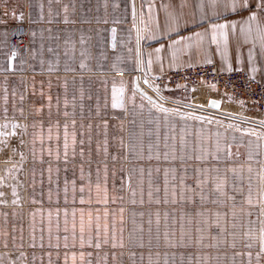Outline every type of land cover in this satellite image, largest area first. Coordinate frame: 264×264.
Instances as JSON below:
<instances>
[{
  "label": "crops",
  "instance_id": "obj_1",
  "mask_svg": "<svg viewBox=\"0 0 264 264\" xmlns=\"http://www.w3.org/2000/svg\"><path fill=\"white\" fill-rule=\"evenodd\" d=\"M244 2L138 0V24L136 0H0V119L28 137L37 264H264V130L162 111L122 75L215 61L264 81V0Z\"/></svg>",
  "mask_w": 264,
  "mask_h": 264
},
{
  "label": "built area",
  "instance_id": "obj_2",
  "mask_svg": "<svg viewBox=\"0 0 264 264\" xmlns=\"http://www.w3.org/2000/svg\"><path fill=\"white\" fill-rule=\"evenodd\" d=\"M135 14L139 24L138 0ZM30 43L27 26L17 25L10 38L11 51L27 57ZM122 75L135 80L134 93L157 109L212 122H238L264 130V81L243 70H222L212 61L153 76L138 62L133 71ZM212 99L221 101V107L211 106ZM225 105L230 109H224Z\"/></svg>",
  "mask_w": 264,
  "mask_h": 264
},
{
  "label": "rangeland",
  "instance_id": "obj_3",
  "mask_svg": "<svg viewBox=\"0 0 264 264\" xmlns=\"http://www.w3.org/2000/svg\"><path fill=\"white\" fill-rule=\"evenodd\" d=\"M28 137L0 119V264H37Z\"/></svg>",
  "mask_w": 264,
  "mask_h": 264
},
{
  "label": "snow or ice",
  "instance_id": "obj_4",
  "mask_svg": "<svg viewBox=\"0 0 264 264\" xmlns=\"http://www.w3.org/2000/svg\"><path fill=\"white\" fill-rule=\"evenodd\" d=\"M262 6H264V5H262ZM237 7H238V5H237V0H233V3H232V10H233V11H236V10H237ZM240 7H241V8H247V7H248L247 0H245V2H244L242 5H240ZM255 18H256L255 15L249 17L250 20H254ZM214 27H215V26H214ZM219 27L224 28L225 25H220ZM213 103H215V102H213ZM161 110H162V111H167L166 109H161ZM229 127H231V125H229ZM217 191H219V188H217ZM81 192H83V189H81ZM173 195H175V193H173ZM182 198H183V197H182ZM81 202L83 203V200H82ZM97 219H98V218H97ZM80 231H81V234L83 235V233H84V231H85V223H84V220H83V213H81ZM88 231H89V232L92 231V224H91V221H89V223H88ZM96 231H97V234H99V226H98V225H97V229H96ZM105 231H106V230H105ZM262 231H264V230H262ZM105 242H107V241L105 240ZM96 246L99 247V244H97ZM250 246H251V245H249V247H250ZM261 250L264 251V239H262V241H261Z\"/></svg>",
  "mask_w": 264,
  "mask_h": 264
},
{
  "label": "water",
  "instance_id": "obj_5",
  "mask_svg": "<svg viewBox=\"0 0 264 264\" xmlns=\"http://www.w3.org/2000/svg\"><path fill=\"white\" fill-rule=\"evenodd\" d=\"M16 56H17L16 52H12V57H16ZM213 102H215V103H213ZM210 104H211V106L216 107V108L221 107V101H219V100L212 99L210 101Z\"/></svg>",
  "mask_w": 264,
  "mask_h": 264
},
{
  "label": "bare ground",
  "instance_id": "obj_6",
  "mask_svg": "<svg viewBox=\"0 0 264 264\" xmlns=\"http://www.w3.org/2000/svg\"><path fill=\"white\" fill-rule=\"evenodd\" d=\"M178 102H179V101H178ZM224 109L229 110L230 108H229L228 105H225V108H224Z\"/></svg>",
  "mask_w": 264,
  "mask_h": 264
}]
</instances>
